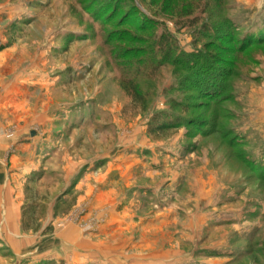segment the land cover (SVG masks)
Instances as JSON below:
<instances>
[{"label": "rangeland", "instance_id": "1", "mask_svg": "<svg viewBox=\"0 0 264 264\" xmlns=\"http://www.w3.org/2000/svg\"><path fill=\"white\" fill-rule=\"evenodd\" d=\"M261 32L264 0H0L2 122L26 137L0 160L19 214L7 226L1 203L0 264H66L69 226L119 229V264H264V180L244 160L264 148V44L237 47ZM160 114L180 129L152 135Z\"/></svg>", "mask_w": 264, "mask_h": 264}, {"label": "crops", "instance_id": "2", "mask_svg": "<svg viewBox=\"0 0 264 264\" xmlns=\"http://www.w3.org/2000/svg\"><path fill=\"white\" fill-rule=\"evenodd\" d=\"M0 109H4V106L0 105ZM6 111L0 110V160H4L6 153L9 152L12 145L15 144L16 141H25V136H23V132L19 133L16 137V140L14 139H6L7 138V132H5L6 127H4V124L2 122L3 118L6 116ZM2 117V118H1ZM25 145V143H24ZM24 150H29V145L24 146ZM17 156V155H16ZM14 156L12 161H16L18 157ZM29 159H27L28 161ZM11 169H8L4 166L0 167V192H4L5 195L3 198H0V206L1 203H4V206H6V210L4 211L5 219L4 223L8 226L9 224L17 223V220L19 218V214L15 209V203L13 202L11 198V189L8 187L11 186L8 183L5 185L6 176L5 173L8 174V172ZM13 173V172H12ZM10 180V179H9ZM8 180V181H9ZM112 181L110 178H107L105 180V183L103 184V188H106V192H114L115 189L118 188L119 191V182H117L115 185L111 183ZM4 186L2 187L1 186ZM8 186V187H6ZM108 195V194H107ZM107 197V196H106ZM105 198L100 199L99 201H103ZM119 206V204H117ZM3 215V216H4ZM115 215H119V208L117 211H115ZM114 217L111 218V221L114 222ZM118 224H119V216H117ZM143 220V219H142ZM1 224L2 220H0ZM5 228V224L3 225ZM132 229L136 227L135 225H131ZM130 227V226H129ZM9 233L8 229H6ZM129 232V231H128ZM114 233V234H113ZM111 236L109 235H102V238L98 239H91L90 237L84 236L78 230V228L74 226H69L67 229L60 232L56 237L53 238V246L56 248L54 253L55 255H58V259L64 260L66 264H119V229L116 231H113ZM4 235V234H3ZM8 238H10V234H7ZM6 237V235H5ZM115 240H117L115 242ZM36 241V240H35ZM47 244L46 242H43ZM47 249V248H46ZM44 253V252H43ZM46 254H43L42 256H46ZM53 258H56L55 256Z\"/></svg>", "mask_w": 264, "mask_h": 264}, {"label": "trees", "instance_id": "3", "mask_svg": "<svg viewBox=\"0 0 264 264\" xmlns=\"http://www.w3.org/2000/svg\"><path fill=\"white\" fill-rule=\"evenodd\" d=\"M165 35V34H164ZM161 36V39L164 37ZM254 36H258V39L255 40ZM250 37V38H248ZM245 37L243 39H238L237 40V47H240V51L246 50L250 47H254L257 45H263L264 44V33H256V34H251V36ZM169 39V38H168ZM248 39L250 40H255L253 41V43L248 42ZM157 47L159 49H164L165 46L162 47V45L159 43L157 44ZM170 53V50L168 51ZM170 54H168L169 57ZM187 64V63H186ZM188 67V64H187ZM198 74H195V77H197ZM187 78H185V80H189L190 82L196 84V86L198 85L199 87H201V85H203L204 87H201V93L205 94L206 97H212V90H210L209 88H205L206 84H204V82H198L199 79H197L196 83L194 81V79L190 78V75L186 76ZM125 80L124 85L122 86V89L125 91V93L127 94V97L131 100V102L135 105L141 104L143 103V99L144 97L142 96L138 86L136 84H134L132 81ZM211 87V86H210ZM210 90V91H209ZM205 91V92H204ZM139 106V105H138ZM178 106V104L176 105ZM170 118V121L166 119L164 114H160L159 116H156L155 119L151 122V133L154 136H160L162 134V132H168L171 131L173 129H180L181 127V119L179 118H175L174 120H171L173 117L168 116ZM256 154L254 155V153L252 151H247V156H244V160L250 164L249 167L250 169H252V172L256 175H258V178L260 180H264V148H262V154L260 155V157L255 158ZM243 158V155H242Z\"/></svg>", "mask_w": 264, "mask_h": 264}]
</instances>
